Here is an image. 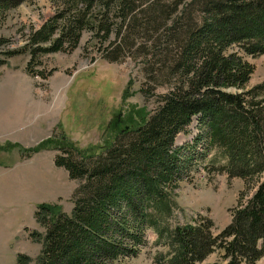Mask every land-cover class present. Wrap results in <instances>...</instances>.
I'll use <instances>...</instances> for the list:
<instances>
[{"label": "trees", "instance_id": "trees-1", "mask_svg": "<svg viewBox=\"0 0 264 264\" xmlns=\"http://www.w3.org/2000/svg\"><path fill=\"white\" fill-rule=\"evenodd\" d=\"M14 1L0 0V14ZM86 31L103 44L115 37L102 49L112 61L139 44L147 77L170 90L99 152L79 149L63 134L55 164L84 180L71 214L58 204L38 205L45 233L30 236L42 250L36 258L20 253L16 264H119L138 255L147 228L173 247L166 264H202L217 251L222 262L212 264H257L264 256V81L247 87L255 67L245 55L264 53V0H59L54 15L30 33V53L73 50ZM149 88L141 91L154 95L157 85ZM195 117L202 130L194 140L223 154L220 171L255 186L218 235L200 214L174 229L164 221L192 167L193 154L176 147V137ZM51 138L31 149L10 142L0 150L18 147L30 157L48 150Z\"/></svg>", "mask_w": 264, "mask_h": 264}, {"label": "rangeland", "instance_id": "rangeland-1", "mask_svg": "<svg viewBox=\"0 0 264 264\" xmlns=\"http://www.w3.org/2000/svg\"><path fill=\"white\" fill-rule=\"evenodd\" d=\"M58 2L15 0L0 14V108L4 103L10 109L14 106L11 113L0 115V131L11 132L9 136L0 132V145L12 142L31 149L52 137L48 150L32 152L31 157H23L29 152L18 147L14 152L9 147L0 150V264H16L20 253L32 258L40 254L42 243L30 236L33 231L45 233L36 218L39 204H58L72 213L73 194L84 179L70 178L65 168L55 164L56 149L66 143L63 134L79 149L99 152L122 129L137 126L154 112L158 95L170 90L169 85H158L150 74L148 79L146 60L136 51L139 44L131 51L128 44L116 61L105 58L102 49L115 39L113 35L103 44L100 37L93 38L86 31L73 50L40 52L32 57L30 33L54 15ZM245 57L255 67L247 85L251 88L264 81V53ZM29 62L31 73L27 71ZM159 75L157 79L162 72ZM151 85H157L155 94L145 95L141 89L149 91ZM201 130L195 117L176 137V147L186 146L185 153L193 154V160L188 175L173 191L164 221L174 229L194 222L200 214L213 221L212 233L218 235L231 223L232 209L250 197L255 186L220 171L223 154L214 148L208 151L202 139L194 140ZM24 177L33 183L38 179L34 191H26V185L19 183ZM145 239L138 255L119 264H166L173 256V247L159 238L157 230L147 228ZM222 253H212L202 264L222 262ZM258 264H264V257Z\"/></svg>", "mask_w": 264, "mask_h": 264}, {"label": "crops", "instance_id": "crops-1", "mask_svg": "<svg viewBox=\"0 0 264 264\" xmlns=\"http://www.w3.org/2000/svg\"><path fill=\"white\" fill-rule=\"evenodd\" d=\"M6 106H7V108H5ZM13 110H14V106H12V108L10 109V104L9 103H4V104H2V108H0V115L3 116L5 114L11 113ZM8 126H10V124H8ZM1 134L4 135V136H7V135L9 136L11 134V132L10 131H5V132H1ZM12 151L13 152L16 151L15 148L11 149V152ZM41 151H43V150H41ZM36 153H38V152H36ZM21 180H19V183L23 184V185H26V187L24 188V189H26V191H28V190L29 191H34L35 187H37L39 185L38 179L35 180L34 183H33V179L30 180L29 182H27L25 177H24V179H21ZM11 183L14 184L13 182H11ZM16 183H18V182H16Z\"/></svg>", "mask_w": 264, "mask_h": 264}]
</instances>
